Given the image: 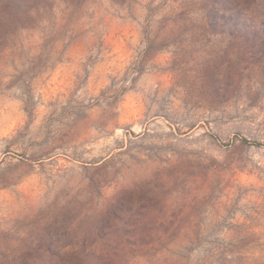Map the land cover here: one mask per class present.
I'll use <instances>...</instances> for the list:
<instances>
[{
  "label": "clouds",
  "instance_id": "obj_1",
  "mask_svg": "<svg viewBox=\"0 0 264 264\" xmlns=\"http://www.w3.org/2000/svg\"><path fill=\"white\" fill-rule=\"evenodd\" d=\"M52 3L24 0L21 13L0 17V62L27 68L29 53L17 30L56 35L59 18L71 9ZM131 7L130 28L138 34L133 51L151 80L145 94L159 86L166 111L179 116L218 107L241 75L264 108V0H135ZM28 104L38 111V100ZM120 110L112 105L103 115L86 114L78 160L67 171L57 166L42 173L29 162H11L16 148L0 164V264H218L222 247L190 234L177 239L179 229L164 223L167 213L179 215L182 202L195 203L183 161L160 162L135 143L122 145L113 134ZM229 260L264 264V239L243 262Z\"/></svg>",
  "mask_w": 264,
  "mask_h": 264
},
{
  "label": "rangeland",
  "instance_id": "obj_2",
  "mask_svg": "<svg viewBox=\"0 0 264 264\" xmlns=\"http://www.w3.org/2000/svg\"><path fill=\"white\" fill-rule=\"evenodd\" d=\"M134 2L82 0L70 6L60 0L71 11L59 18L56 35L45 38L32 27L17 30L29 60L19 69L15 60L0 62V164L16 148L11 162H29L42 173L57 166L69 170L82 147L77 143L81 120L92 109L103 115L117 105L113 134L119 142L135 143L160 162L181 159L195 187V203L182 202L178 216L176 210L166 214L164 223L179 229L173 235L190 234L222 247L218 264H231L233 256L243 262L251 245L264 239L261 95L241 75L237 90L218 107L179 116L166 111L159 86L145 94L151 80L133 51ZM23 9L24 0H0V17ZM221 60L226 62L227 54ZM29 99L39 101L38 111L35 104L30 109Z\"/></svg>",
  "mask_w": 264,
  "mask_h": 264
},
{
  "label": "trees",
  "instance_id": "obj_3",
  "mask_svg": "<svg viewBox=\"0 0 264 264\" xmlns=\"http://www.w3.org/2000/svg\"><path fill=\"white\" fill-rule=\"evenodd\" d=\"M78 1H82V0H64V2L70 6L76 5ZM213 27H215V25H213Z\"/></svg>",
  "mask_w": 264,
  "mask_h": 264
}]
</instances>
